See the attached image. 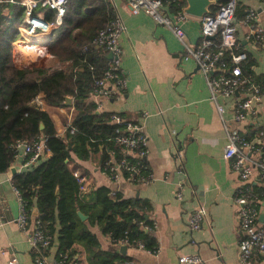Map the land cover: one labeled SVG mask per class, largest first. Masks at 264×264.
<instances>
[{
    "label": "crops",
    "instance_id": "0c3cea01",
    "mask_svg": "<svg viewBox=\"0 0 264 264\" xmlns=\"http://www.w3.org/2000/svg\"><path fill=\"white\" fill-rule=\"evenodd\" d=\"M101 1L124 25L118 37L124 87L117 97L101 100L100 110L141 120L146 137L145 162L152 179L146 183L112 181L100 172L95 156L85 160L73 157V160L84 177L86 190L92 185H104L122 197H138L146 202V216L155 222L151 234L156 240L157 251L152 254L134 245H125L124 252L120 253V244L100 233L96 225L88 226V229L101 249L115 251L124 257L122 263L114 264H240L237 259L240 233L232 203L238 179L221 157L224 133L208 99L203 76L190 58L182 57V43L166 26L154 22L143 11L131 13L126 0H90L89 6L84 5L82 10H90V6ZM234 2L244 10L253 9L263 26L264 0ZM240 13L237 8L232 22L239 48L246 54L242 65H247L253 80L264 83V32L260 44L247 41ZM199 22L198 17L189 16L182 23L186 44H198ZM32 44L39 45L35 40ZM43 57L49 58L51 65L57 64L49 53ZM12 63L16 67L32 66L21 57L12 59ZM216 100L224 107L222 117L244 135L251 137L256 130L264 129V96L256 103L255 114L241 122L231 120L233 96H218ZM57 115H62L61 119ZM50 116L55 130L60 131L69 113L58 107L50 109ZM177 153H180V159ZM24 160L25 155L18 148L8 168L0 172V264H8L9 259H12L10 264H35L26 239L30 229L27 227L22 231L14 221L18 201L9 180V168H14L15 172L24 169L27 166ZM249 183L256 192L262 188L253 170ZM175 190H179V199L174 196ZM197 205L204 207L205 219L198 229L189 231L186 218ZM33 209L29 213L30 219H34L36 213ZM258 210V216L262 215L258 220L262 223L264 203L259 204ZM74 248V264H86L82 248L78 245ZM181 254H194L200 260L179 263L177 257ZM54 255L55 243L51 242L45 252V261Z\"/></svg>",
    "mask_w": 264,
    "mask_h": 264
},
{
    "label": "trees",
    "instance_id": "16d2710c",
    "mask_svg": "<svg viewBox=\"0 0 264 264\" xmlns=\"http://www.w3.org/2000/svg\"><path fill=\"white\" fill-rule=\"evenodd\" d=\"M160 1L168 14L181 10L184 2ZM224 1L211 4L208 12ZM89 3L90 0L66 1L61 24L47 47L57 64L45 68L12 64L10 43L17 36L16 26L21 22L23 6L18 0L0 1V172L10 165L17 151L16 140L29 141L42 135L45 154L11 174V185L25 202L28 213L34 208V219L50 232L55 256L66 254L75 263L74 247L78 245L86 264H114L122 263L124 257L115 251L101 249L88 226L96 225L112 242L125 236L129 241H141L148 250L157 248V244L152 232L138 223H150L144 211L145 201L138 197H122L117 191L110 193L104 185H92L84 192L80 190L84 177L73 157L85 160L95 156L100 167L105 150L113 147L114 125L108 120L110 114L115 113L96 110L88 99L93 87L92 76L105 64L106 58L99 49L82 53L80 47L113 16L103 1L90 6V10H82ZM237 8L242 18L246 9L237 7L234 2L233 14ZM41 9L47 19L52 18L51 10ZM88 64L94 65V70H89ZM240 67L242 73L252 79L247 65L241 63ZM34 96L41 100V107L31 101ZM66 97L68 105L64 104ZM58 107L69 113L72 133L67 129L61 135L56 133L50 109ZM76 210L85 219H80ZM130 243L126 245L131 246Z\"/></svg>",
    "mask_w": 264,
    "mask_h": 264
},
{
    "label": "built area",
    "instance_id": "2783aa9c",
    "mask_svg": "<svg viewBox=\"0 0 264 264\" xmlns=\"http://www.w3.org/2000/svg\"><path fill=\"white\" fill-rule=\"evenodd\" d=\"M66 1L18 0L23 6V15L21 22L16 26L17 36L10 43L11 62L12 59L20 58L22 53H28L23 49L38 58L48 53L47 47L55 37V29L61 24ZM126 4L131 13L143 11L154 22L166 26L182 43V57L190 58L203 76L208 99L214 106L224 133L221 157L236 173L238 179L232 194L236 226L240 233L237 240V259L240 264L264 263V222L258 220V206L264 203V131L258 129L249 137L230 126L222 117L224 107L216 100L218 96H233L231 120L241 122L255 114V105L264 96V83L251 79L241 71L240 65L245 60L246 54L239 48L234 33L232 22L234 0H225L214 11L207 12L199 18L200 40L194 46L184 42L181 25L189 15L182 10L168 14L163 10L160 0H126ZM41 8L51 10L52 18L47 19ZM262 11L264 13V7ZM241 23L246 28L245 39L253 45L260 44L264 30L256 18V12L247 9L241 18ZM123 30L124 25L119 16L113 14L95 31L88 42L80 47L82 53L99 49V52L110 54V58L106 59L105 64L92 76L93 87L88 99L92 100L96 110H100L101 100L117 97L124 87V76L119 67L118 44L119 34ZM27 40H35L39 45L28 46L24 44ZM88 69L94 70V65L88 64ZM31 101L39 107L42 105L38 96H34ZM108 121L114 125L111 136L113 147L105 150V156L99 167L100 172L112 181L124 180L130 183L150 181L152 174L145 162L146 137L141 120L128 119L118 113H112ZM66 129L69 133L73 131L69 125V116L62 123L60 131L56 133L61 135ZM14 146L16 150L21 149L25 155V165L33 163L45 154L42 135L35 136L29 141L16 140ZM176 156L178 159L181 158L180 153ZM252 170L262 183L261 190L257 192L251 189L249 183ZM73 175L77 176V173L73 172ZM12 189L18 201V211L14 221L22 231L27 227L30 229L26 239L34 254L35 264H74L66 254L54 255L49 261H45V252L52 242L51 234L39 220L29 219L25 202L13 186ZM80 190L86 191L84 184L80 186ZM112 192L111 190L110 193ZM174 196L180 198L179 190H175ZM205 214L204 207L197 205L187 215L186 228L189 231L198 229L205 219ZM138 223L147 231H153L155 228L154 221L148 224L141 221ZM114 242L120 245L132 242L130 244L152 254L157 251V248L145 249L141 241L134 239L129 241L125 236L117 238ZM199 260L194 254H181L177 257L179 263H197ZM11 262L12 259L7 261L8 264Z\"/></svg>",
    "mask_w": 264,
    "mask_h": 264
},
{
    "label": "water",
    "instance_id": "95a60500",
    "mask_svg": "<svg viewBox=\"0 0 264 264\" xmlns=\"http://www.w3.org/2000/svg\"><path fill=\"white\" fill-rule=\"evenodd\" d=\"M216 1L217 0H184V5L181 8V10L189 16L200 18L203 14L208 12V7L211 4L215 3ZM263 26H264V24H263ZM105 58L106 59L110 58V54L109 53L105 54ZM64 104L65 105L69 104L68 98H65ZM9 171H10V174H13L15 172L14 168H9ZM33 212H35V209H33ZM76 214L78 215V217L80 219H82V220L85 219V216L82 215L78 210H76ZM260 216H262V215H260ZM260 216H258L259 220H261ZM124 249H125V245H120L118 247V251L120 253L124 252Z\"/></svg>",
    "mask_w": 264,
    "mask_h": 264
},
{
    "label": "rangeland",
    "instance_id": "374dc122",
    "mask_svg": "<svg viewBox=\"0 0 264 264\" xmlns=\"http://www.w3.org/2000/svg\"><path fill=\"white\" fill-rule=\"evenodd\" d=\"M23 51L28 52V53H24V54L22 53L20 55V57L23 58L24 61H26L27 63H29V65L35 66L37 64H41V65H45L44 66L45 68H51V67H53V66L56 65V64L51 65L49 58L48 59L47 58H44V57H39L38 58V56L32 55L33 53H31L29 51H26L25 49H23ZM59 116L57 115V117L59 119H61L62 115H59Z\"/></svg>",
    "mask_w": 264,
    "mask_h": 264
},
{
    "label": "bare ground",
    "instance_id": "6f19581e",
    "mask_svg": "<svg viewBox=\"0 0 264 264\" xmlns=\"http://www.w3.org/2000/svg\"><path fill=\"white\" fill-rule=\"evenodd\" d=\"M34 40H27L24 42V44L28 45V46H35L34 44H32Z\"/></svg>",
    "mask_w": 264,
    "mask_h": 264
}]
</instances>
